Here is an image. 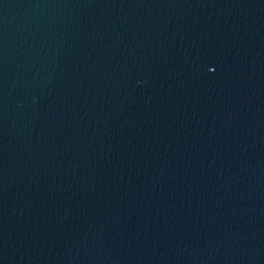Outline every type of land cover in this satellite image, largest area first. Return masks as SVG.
Wrapping results in <instances>:
<instances>
[{
  "label": "water",
  "instance_id": "obj_1",
  "mask_svg": "<svg viewBox=\"0 0 264 264\" xmlns=\"http://www.w3.org/2000/svg\"><path fill=\"white\" fill-rule=\"evenodd\" d=\"M0 264H264V0H0Z\"/></svg>",
  "mask_w": 264,
  "mask_h": 264
}]
</instances>
